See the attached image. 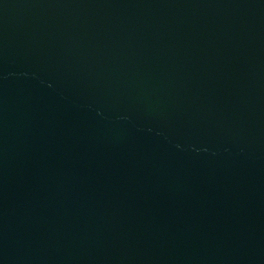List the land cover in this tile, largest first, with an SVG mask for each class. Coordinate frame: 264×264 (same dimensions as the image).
Returning <instances> with one entry per match:
<instances>
[{"label":"water","instance_id":"water-1","mask_svg":"<svg viewBox=\"0 0 264 264\" xmlns=\"http://www.w3.org/2000/svg\"><path fill=\"white\" fill-rule=\"evenodd\" d=\"M0 264H264V0H0Z\"/></svg>","mask_w":264,"mask_h":264}]
</instances>
